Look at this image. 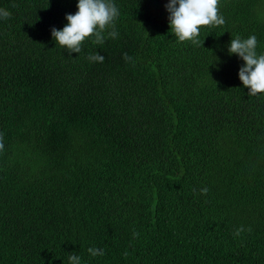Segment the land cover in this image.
<instances>
[{
    "label": "trees",
    "instance_id": "16d2710c",
    "mask_svg": "<svg viewBox=\"0 0 264 264\" xmlns=\"http://www.w3.org/2000/svg\"><path fill=\"white\" fill-rule=\"evenodd\" d=\"M112 2L118 38L69 54L78 0H0V264H264V93L228 52L264 54V0H219L200 47L169 0Z\"/></svg>",
    "mask_w": 264,
    "mask_h": 264
},
{
    "label": "clouds",
    "instance_id": "9594fccd",
    "mask_svg": "<svg viewBox=\"0 0 264 264\" xmlns=\"http://www.w3.org/2000/svg\"><path fill=\"white\" fill-rule=\"evenodd\" d=\"M218 3L219 0H169L165 5L169 13V28L178 41L202 46L203 41L199 39L202 26H223L226 23L223 15L218 14ZM77 9L76 14L65 16L68 23L62 30L51 29L53 39L69 54L80 53L86 38H92V42L97 45H102L107 38H118L115 23L120 12L112 0H78ZM11 15L8 10L0 8V19H10ZM257 46L255 35L246 39L237 35L231 39L228 47L229 54H236L244 62L239 68L238 76L242 85L248 89V94L252 96L264 93V54L257 53ZM122 58L126 62L132 60L127 53H123ZM88 59L91 62L103 63L105 57L96 52L90 54ZM2 141L3 134L0 133V151L4 149ZM200 191L201 194H207L208 189L205 187ZM245 230L240 226L233 235L238 237ZM247 231L251 232L252 229L249 227ZM138 236L139 233L134 231L133 238ZM87 251L93 257L105 255L103 248L90 247ZM128 255V252L124 253L125 257ZM68 259L70 264H81L78 255L72 254Z\"/></svg>",
    "mask_w": 264,
    "mask_h": 264
}]
</instances>
